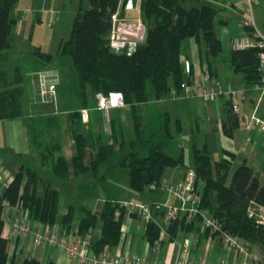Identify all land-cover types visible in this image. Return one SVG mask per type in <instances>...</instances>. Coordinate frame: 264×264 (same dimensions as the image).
<instances>
[{
    "label": "trees",
    "instance_id": "16d2710c",
    "mask_svg": "<svg viewBox=\"0 0 264 264\" xmlns=\"http://www.w3.org/2000/svg\"><path fill=\"white\" fill-rule=\"evenodd\" d=\"M83 1L79 3L69 36L61 43L59 51L61 56L69 57L76 72L71 86L60 85L61 95L67 97L65 91L74 93V97H70V109L64 110L69 112L72 126L74 174L89 172L101 183L106 181V173L102 169L110 164V169L125 170L131 191L141 192L148 188L154 192L162 186L164 170L181 165L182 160L166 153V148L174 140L169 113L148 114L145 106L166 98L170 88L181 82L179 48L182 40L193 38L202 42L206 57L221 52V42L214 31L218 8L199 5L198 0H141L140 15L146 25V36L132 55L125 56L115 55L107 47L108 17L118 0H86L87 6ZM16 2L0 0V120L17 119L23 115L22 73L19 67H15L11 76L2 67L11 47ZM33 59L45 66L52 61V56L36 50ZM230 62L234 71L243 73L248 83L258 82L256 49L235 48L230 53ZM109 92H120L123 104L129 107L132 136L128 138L120 117L116 116L110 120L111 143L102 137H97L96 143H88L83 133H77L74 127L80 124L79 110L93 105L97 93L107 95ZM38 117L31 119L32 127ZM33 143L37 145L35 141ZM86 147L91 150L88 164L83 160ZM192 154L195 181L201 183L200 209L218 219L224 231L246 245H258L264 253V226L256 224L246 213L251 204L264 206V188L256 173L242 164L234 169L229 184H226L232 158V154L226 152L228 158L215 162L216 178H212L210 158L204 147L199 146L197 135L192 136ZM39 158L42 168L21 165L9 185L0 188V264H15L8 257V239L2 235L5 202L22 208L30 219L43 225H52L58 218L59 192L56 184L67 178L68 162L60 144L44 148L39 152ZM72 209L70 206L62 217L65 226L71 220ZM80 213L79 234L88 235L97 226L100 229L98 237L90 238L91 251L100 254L118 243L122 209L117 202L106 200L100 212L81 207ZM156 213L162 217L163 211ZM183 221L184 218L178 216L169 222L170 236ZM159 230L157 223H147L149 242L153 243L158 238ZM19 264L41 263L34 258H26Z\"/></svg>",
    "mask_w": 264,
    "mask_h": 264
},
{
    "label": "crops",
    "instance_id": "0c3cea01",
    "mask_svg": "<svg viewBox=\"0 0 264 264\" xmlns=\"http://www.w3.org/2000/svg\"><path fill=\"white\" fill-rule=\"evenodd\" d=\"M80 1L17 0L16 2L11 47L8 50V59L2 64V67L8 72V63L14 61L17 66L13 67H19L22 73L24 88L22 108L24 113L17 119L0 120V171L6 170L11 176H14L21 165L42 168L39 153L31 135V119L46 115L38 101L33 83L36 72H38L36 68L44 67L34 61L33 54L36 50L46 53L40 48L44 40L40 39L38 27L41 24L44 25L47 30L46 36L50 38L52 36V19L56 21L67 12V3H70L72 10L73 7H76V14ZM83 2L87 6L86 0ZM198 4L215 5L218 8L214 18V31L221 42L222 50L216 56L206 57L204 44L193 39V43L188 42L184 50L181 49L180 44L179 60L181 62L187 58L198 65L201 70L210 71L223 91L236 92L234 99L222 96L216 101H203L199 97L171 98L168 95L162 100L146 104L148 114L159 111L169 113L170 130L174 140L170 145L173 147L167 154L174 158L181 157L182 160L181 165L167 167L164 170L162 186L154 192L148 188L141 192L131 191L128 187L125 170L119 168L110 169V173H106V181L100 184L96 183L98 180L93 178L89 172L76 176L72 166L74 140L69 112L62 111L57 122L61 132L60 148L68 162V176L56 184L59 192L58 218L52 225H43L30 219L28 213L25 214L22 208L16 207L15 209L21 210L25 216L27 215L30 222L34 223V230L43 232L48 228L49 232L55 234L58 241L68 234L77 233L80 238L90 242L91 237L99 236L100 229L97 226L88 235L79 234L81 207L92 212H100L106 200L117 203L121 201L148 203L156 200L179 205L177 197L173 193H169L165 187L177 184L185 173L194 172V160L192 162L189 159V154H192L193 135H197L199 146L204 147L210 158L212 178H216L215 162L222 158H228L225 153L229 152L232 154V158L226 184H229L234 169L246 164L256 173L260 185L264 188V132L257 125L246 128L242 124L243 118L250 116L264 122V93L255 88L254 84L248 83L243 73L235 72L230 62V53L235 49L234 39L247 32L241 24L244 18L242 0H198ZM253 18L256 26L264 32V0H256L253 7ZM62 42L59 44V51ZM11 49H13L12 53ZM60 59L61 56L58 57V60ZM53 60L56 59L52 56L50 63ZM167 100H171L172 106L165 107L164 103ZM234 101L238 104V113H234L231 109ZM108 111L110 120L114 119L115 115L120 117L121 124L130 138L132 124L129 107L123 104L110 108ZM93 114L90 113V116L92 117ZM103 139L107 143H111L110 131L104 135ZM115 151L119 158L120 154L116 146ZM90 152V148L84 149L85 164L90 161ZM120 175H123L122 180L119 179ZM23 182H25V178ZM195 185L200 192L201 183L195 181ZM70 206L73 208L72 217L68 226H65L62 224V217ZM118 207L122 209L119 241L115 246L106 250L112 255L127 254L155 262L170 263L185 256L189 261H200L207 264H215L219 261L240 264L247 258L246 261L249 264H264L262 257L264 253L258 245H246L241 239L234 236L246 252L247 257H244L242 252L230 245L223 244L217 235L205 229L198 217L189 220L185 213L179 215L180 218H184V221L182 224H178L177 230L171 233V236L168 232V224L163 223L159 213H154L156 223L163 231L151 243L146 236L147 222L139 215L129 213L119 204ZM118 216L119 210L116 211V217ZM3 219L2 235L8 239L7 253L13 263L19 264L26 258H34L41 264L50 262L73 264L60 246L47 243L36 244L33 240V233L23 238H11L10 214L4 213ZM93 254L95 253L93 252Z\"/></svg>",
    "mask_w": 264,
    "mask_h": 264
},
{
    "label": "built area",
    "instance_id": "2783aa9c",
    "mask_svg": "<svg viewBox=\"0 0 264 264\" xmlns=\"http://www.w3.org/2000/svg\"><path fill=\"white\" fill-rule=\"evenodd\" d=\"M256 0H242V26L247 32L234 39V47L240 49L254 48L257 50L259 60V80L254 84L255 88L264 93V32L260 30L253 18V7ZM141 0H118L115 10L108 17L107 47L115 55H132L140 44L143 43L146 36V25L141 18ZM183 78L178 86L171 87L169 95L171 98L179 97H199L203 101H216L220 97L234 99L235 91L225 92L217 83L216 78L208 71L201 70L198 65L185 58L181 61ZM34 89L38 101L43 106L56 108L58 99L57 86L58 77L49 72H36L33 80ZM96 109L109 110L110 108L123 105V97L120 92H109L107 95L97 93ZM234 113L239 112L238 104L234 101L231 105ZM54 113H57L53 109ZM87 109L80 110V116L83 121L87 120ZM244 127L249 128L257 125L264 132V122L254 116L244 117L242 120ZM13 180V176L6 170L0 171V188H6ZM165 189L173 193L180 204L166 203L160 201H151L148 203L136 202H118L129 213L139 215L145 222L153 221L156 223L154 213L163 211L162 221L169 224L181 213H185L188 219L198 217L202 226L208 229L212 234L217 235L221 242L230 245L242 252L247 257L245 250L238 240L224 231L218 219L210 215L206 210L200 209V193L195 185V172L185 173L182 179L175 185H168ZM4 213L10 214L11 238H23L33 233V240L36 244L47 243L60 246L66 256L73 264H207L204 262L189 261L185 256H181L175 262H155L144 258L127 254H110L103 251L100 254H93L90 249V242L80 238L77 233L68 234L59 241L54 233L49 232L48 228L41 232L34 230V223L22 213L21 210H15L16 207L4 203ZM248 218L253 219L256 224L264 226V206L251 204L247 208ZM26 214V213H25ZM160 228V226H159ZM160 228L159 233H162ZM242 261L240 264H249L248 261ZM215 264H228L225 261H219Z\"/></svg>",
    "mask_w": 264,
    "mask_h": 264
},
{
    "label": "rangeland",
    "instance_id": "374dc122",
    "mask_svg": "<svg viewBox=\"0 0 264 264\" xmlns=\"http://www.w3.org/2000/svg\"><path fill=\"white\" fill-rule=\"evenodd\" d=\"M67 12L61 15L58 20L52 19V27L51 32L52 36L48 38L46 36L47 30L44 25L38 27V31L40 33V39L44 40L43 45L40 46L41 50L51 54L54 59L52 63L44 67H37V71H44L53 73L58 76V86H57V94L58 99L56 103V108L43 106V110H45V114L42 117L36 118V122H34L31 135L32 140L35 141L37 144L35 147L38 151H43L44 148L60 144L61 141V132L57 126V118L64 110L70 109V97H74L73 91L66 92L68 96H63L60 94V85L63 83L65 86H71L73 79L75 78V69L67 56H61L59 52V44L61 41H65L70 33L73 18L75 15L76 7H70V3H67ZM50 41V42H49ZM183 41V40H182ZM193 38H185L184 41L181 43V49L184 50L188 42L193 43ZM13 49H11V53ZM61 56V59L58 60V57ZM16 63L14 61L12 63H8L7 69L10 75H13V70ZM17 66V65H16ZM207 68V67H206ZM59 88V89H58ZM166 106H172L171 100H167L165 103ZM53 109L57 111V113L53 112ZM72 109V108H71ZM87 109L88 115L87 120L83 121L80 119V124L74 125L77 133H83V138H85L88 143H96L95 140L97 137H104L106 133L110 131V114L108 115V110H98L96 109V101L94 100V104L90 105L89 107L83 108ZM81 110V109H80ZM79 110V111H80ZM24 113V112H23ZM90 113H94L93 116H90ZM45 116V117H44ZM117 115H115L116 118ZM171 147L169 146L166 148V153H169ZM186 157V154H185ZM188 157V155H187ZM189 159L193 162V154H189ZM105 173H110V164L105 166ZM99 173V172H98ZM122 176L120 175L119 179L122 180ZM98 180L97 176L93 177ZM96 183L100 184L99 181ZM69 191V189H68ZM124 197V195H122ZM126 197V196H125ZM264 259V254H262Z\"/></svg>",
    "mask_w": 264,
    "mask_h": 264
}]
</instances>
